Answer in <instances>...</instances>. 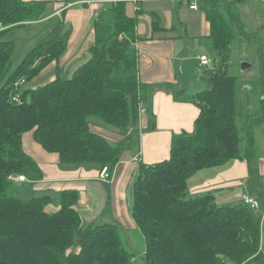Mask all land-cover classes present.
<instances>
[{"label":"trees","instance_id":"trees-1","mask_svg":"<svg viewBox=\"0 0 264 264\" xmlns=\"http://www.w3.org/2000/svg\"><path fill=\"white\" fill-rule=\"evenodd\" d=\"M238 1L199 0L215 62L202 71L207 88L192 97L199 109L194 128L172 136L168 158L138 163L129 210L144 238L143 264H264L261 222L253 209L241 201L219 204L212 192L186 196L187 180L197 171L255 156L251 131L245 150L239 147L237 79L226 68L230 42L242 30ZM48 2L0 0V37L38 22ZM152 19L155 29L158 15ZM135 26L124 1L112 3L94 19L88 59L67 78L57 67L55 78L36 88L15 83H26L61 57L67 38L63 22L9 74L13 42L0 39V264H133L117 224L83 223L77 191H60L58 208L49 212V194L21 199L8 190L18 175L42 177L22 147L26 132L43 150L57 154L61 164L91 163L107 171L123 152L138 147L136 124L145 86L138 77ZM256 83L262 93L258 123L264 118V63ZM93 123L123 139L110 141L92 129Z\"/></svg>","mask_w":264,"mask_h":264},{"label":"crops","instance_id":"crops-1","mask_svg":"<svg viewBox=\"0 0 264 264\" xmlns=\"http://www.w3.org/2000/svg\"><path fill=\"white\" fill-rule=\"evenodd\" d=\"M48 1L43 17L25 25L41 24L47 34L62 21L63 32L67 35L66 49L58 60L51 61L41 70L44 75L40 81H52L57 67L59 74L65 71L69 77L88 59V47L94 37L93 22L101 10L110 8L116 1H124L126 13L135 17L138 77L145 86L136 124L138 147L123 152L121 160L101 177V169L96 164L59 163L57 154L43 150L33 141L32 133L26 132L22 147L35 160L42 177L39 180H14L31 187L26 186L28 198L49 194L52 202L47 211L58 208L60 191L72 189L78 192L77 209L84 224L111 222L118 226H134L129 210L132 200L129 191L137 176L139 161L152 164L168 158L172 136L194 128L199 109L192 97L207 88L201 72L210 68V61L206 66L200 65V57L205 56L208 46H212L210 25L199 8V0ZM244 1L239 0L238 5ZM155 13L159 23L154 29L152 15ZM91 127L110 141L123 139L114 130L94 123ZM257 158L258 155L248 160L234 159L197 171L187 180L188 194L212 192L219 204L237 203L242 195L257 199L255 189L260 191V183L250 182L251 165ZM258 165L263 171L261 159ZM261 184L264 187V183Z\"/></svg>","mask_w":264,"mask_h":264},{"label":"rangeland","instance_id":"rangeland-1","mask_svg":"<svg viewBox=\"0 0 264 264\" xmlns=\"http://www.w3.org/2000/svg\"><path fill=\"white\" fill-rule=\"evenodd\" d=\"M219 3L221 2L219 1ZM219 7L222 5L220 4ZM236 8L240 15L242 30L230 42L226 68L227 73L237 79L235 99L237 104L236 124L240 136L239 147L241 150H245L248 140L247 134L248 131H251L254 139V155H258V158L251 165L250 182L257 183L258 181L260 183V191L255 189L259 208L253 212L260 218L261 246L264 253V187L261 184V182L264 183V170H259L258 165L259 159H261L264 168V118L256 123L261 115L259 106L262 93L256 81L260 67L264 63V27H261L264 25V1L245 0L239 5L237 3ZM44 28L41 24L25 25L13 28L1 35V40H10L14 46L8 74L16 67L25 53L46 35V31L43 32ZM204 55L210 61L209 66H213L215 54L212 46H208ZM243 62L250 64V66L243 70ZM43 75V72L40 71L31 80L22 84L20 88H36L38 85L47 82L40 81L43 79ZM60 76L67 78L65 71L61 72ZM90 120L96 121L93 117ZM26 186L31 188L27 184H18L13 179L8 194L26 199L28 198ZM129 196H132V188L129 191ZM186 196L190 198L196 195H189L187 192ZM118 229L123 247L133 255V264H143L144 238L136 224L129 227L120 224Z\"/></svg>","mask_w":264,"mask_h":264},{"label":"built area","instance_id":"built-area-1","mask_svg":"<svg viewBox=\"0 0 264 264\" xmlns=\"http://www.w3.org/2000/svg\"><path fill=\"white\" fill-rule=\"evenodd\" d=\"M208 64V59L205 56L200 57V65H207ZM24 79H20L18 82L15 83L16 86L23 84ZM15 99H17L15 97ZM107 172V168L106 167H102L101 171H100V176H104ZM14 179L19 180V181H24L25 180V176L23 175H18L17 177H15ZM241 202L244 203L245 205L249 206V208L253 209V210H258L259 205L258 202L256 201V199H254L251 196L248 195H242L241 196Z\"/></svg>","mask_w":264,"mask_h":264},{"label":"water","instance_id":"water-1","mask_svg":"<svg viewBox=\"0 0 264 264\" xmlns=\"http://www.w3.org/2000/svg\"><path fill=\"white\" fill-rule=\"evenodd\" d=\"M250 64L246 63V62H243L242 63V69L244 70L245 68L249 67Z\"/></svg>","mask_w":264,"mask_h":264},{"label":"bare ground","instance_id":"bare-ground-1","mask_svg":"<svg viewBox=\"0 0 264 264\" xmlns=\"http://www.w3.org/2000/svg\"><path fill=\"white\" fill-rule=\"evenodd\" d=\"M135 1V0H134ZM139 1V0H138ZM142 1V0H141ZM206 66V65H205Z\"/></svg>","mask_w":264,"mask_h":264}]
</instances>
